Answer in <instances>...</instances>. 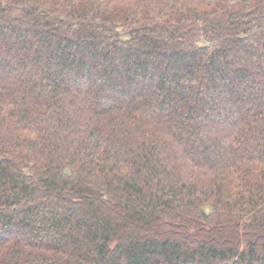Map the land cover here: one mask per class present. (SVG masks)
Segmentation results:
<instances>
[{
    "label": "trees",
    "instance_id": "1",
    "mask_svg": "<svg viewBox=\"0 0 264 264\" xmlns=\"http://www.w3.org/2000/svg\"><path fill=\"white\" fill-rule=\"evenodd\" d=\"M0 264H264V0H0Z\"/></svg>",
    "mask_w": 264,
    "mask_h": 264
}]
</instances>
